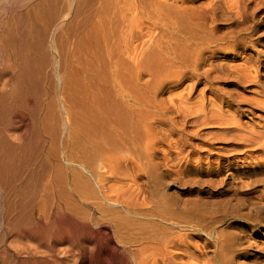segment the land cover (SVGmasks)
Instances as JSON below:
<instances>
[{
  "label": "bare ground",
  "instance_id": "obj_1",
  "mask_svg": "<svg viewBox=\"0 0 264 264\" xmlns=\"http://www.w3.org/2000/svg\"><path fill=\"white\" fill-rule=\"evenodd\" d=\"M2 1L0 264H264V0Z\"/></svg>",
  "mask_w": 264,
  "mask_h": 264
},
{
  "label": "rangeland",
  "instance_id": "obj_2",
  "mask_svg": "<svg viewBox=\"0 0 264 264\" xmlns=\"http://www.w3.org/2000/svg\"><path fill=\"white\" fill-rule=\"evenodd\" d=\"M2 2H3V5H4L5 7H4V6H3V7L1 6V5H2L1 3H2ZM2 2L0 3V13H1V12H2V13L5 12V13H4V14L1 13V14H2V17H1V14H0V17H1V18H0V25H2V23H4V22L6 21L5 19L7 18V17H6V16H7V13H8V11L10 10L9 8L11 7V3L7 2V4H6V1H2ZM9 4H10V6H9ZM7 5H8V6H7ZM6 6H7V8H6ZM1 8H2V9H1ZM5 8H6V10H5ZM7 9H8V10H7ZM2 10H3V11H2ZM6 12H7V13H6ZM3 15H4V16H3Z\"/></svg>",
  "mask_w": 264,
  "mask_h": 264
}]
</instances>
